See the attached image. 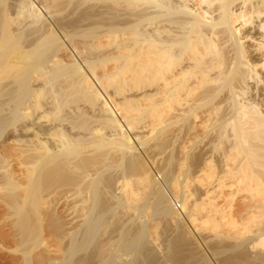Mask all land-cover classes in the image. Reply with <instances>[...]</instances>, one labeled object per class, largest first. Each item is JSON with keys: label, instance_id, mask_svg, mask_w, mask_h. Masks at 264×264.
I'll list each match as a JSON object with an SVG mask.
<instances>
[{"label": "bare ground", "instance_id": "bare-ground-1", "mask_svg": "<svg viewBox=\"0 0 264 264\" xmlns=\"http://www.w3.org/2000/svg\"><path fill=\"white\" fill-rule=\"evenodd\" d=\"M33 2L17 0L10 6L0 0V136L11 127L15 140L37 141L34 150L39 155L27 156L41 167L24 200H12L18 226L30 230L40 197L37 189L52 182L70 184L74 192L68 191L65 199L85 193L72 205L85 212V227L71 230L61 248L65 259L70 248L80 254L60 264L199 263L203 259H197L200 255L195 256L186 238L183 218L175 219L176 235L159 255L144 221L137 217L124 228L114 206L123 204L120 195L132 187L126 175L144 180L149 171L138 151L146 139L135 132L143 116L151 118L154 149L168 142V129L202 130L192 136L216 145V189L236 186L237 191L264 195V0H41L38 7ZM108 63L112 65L105 70ZM106 142L121 151L122 181L111 169L107 172L108 153L99 152ZM185 154L194 164L214 157ZM171 173L166 170L160 182L152 170L149 193L155 199L146 197L133 208L149 207L162 214L187 209L186 196L173 201L164 188ZM224 177L234 181L224 184ZM128 191L132 199L138 198V190ZM128 195L124 201L131 207ZM256 203L255 209L259 204L264 208L262 199ZM193 213L186 219L195 223ZM221 214L216 223H236ZM111 222L116 226L109 238L116 232L120 240L114 249L99 240L101 227ZM251 237L249 248L251 244L262 250L264 227ZM246 241L220 247L223 263L238 260ZM254 254L258 259L261 253ZM26 264H34L32 257Z\"/></svg>", "mask_w": 264, "mask_h": 264}, {"label": "rangeland", "instance_id": "rangeland-1", "mask_svg": "<svg viewBox=\"0 0 264 264\" xmlns=\"http://www.w3.org/2000/svg\"><path fill=\"white\" fill-rule=\"evenodd\" d=\"M16 1L17 0H6L7 4L10 6ZM59 1L65 2L66 0ZM33 3H36L34 5L35 7L41 6V0H34ZM10 6L8 12L12 13L13 9ZM13 27H15V24H13ZM17 27H22V25H19ZM59 52L61 53H59L60 55H63L62 53H64L65 50L61 48ZM109 64L112 65L111 63H108L105 66L106 68H103L105 70L110 69ZM98 71H103L102 67H99ZM119 100L120 99H118V101ZM143 117V120L141 119L142 121H140L139 123H143L141 124V127H144L140 128V124L138 123L139 125H136L137 127L135 129V132L138 130V132L136 133H138L140 136L142 135L143 139H146V142L142 146H140L138 151L144 159L146 167H148L149 171L145 174L144 180H140L139 175L137 177L136 174V177H133V173L126 175L125 179L130 180V183L132 185V187H128V190L133 188V191L136 192L138 190L137 193H139L137 198L138 200L135 199L136 197H133V199H135L133 200L132 196L128 195L130 194L128 190L127 193L122 191L125 196L128 195V197H131V207L129 203H126L124 201L125 196L122 192H120V183H117V187L115 186L116 193L120 192L119 195L122 193L120 197L124 198V202H121L123 203L122 205L120 204L114 206V213H118L117 216L120 214L119 216L123 219V227H129L132 224L133 220L139 217L137 219L142 222L144 221V223L146 224L148 235L150 236V244L153 245L154 248L158 247V251L156 250V253L158 254L159 252V255H162L163 253H165L164 251L168 242L174 238V235H176L177 228L175 219L178 217L183 218L185 222L183 224H185L184 226H186V238L190 241L193 250H195V256L198 257L197 255H200L197 259H203L202 261L200 259L199 263L197 261V264H221V262L222 264H225L223 263L221 258L222 254L224 253H220L223 251L222 249L225 250L226 247L236 243L235 241H246L245 239H247V241L245 242L246 244H244V249L242 250V252L244 251L242 253V255L244 256L241 255L240 258H238V260H234V263L232 264H255L257 262V264H264V246L262 247V250L258 249L261 254L257 250L252 249L251 244L249 248V238L259 233L260 229L264 227V208H259L261 206L258 203L261 199L262 202L264 201V195L256 194L255 192L251 194L245 191H237L236 186H233L232 188L216 189V145L213 143H208L207 146V143L205 141L201 142L198 140V138L194 139V136H192L193 134L199 133L201 135L203 133L202 130H197L196 132H184L168 129L164 134L166 138L168 137V142L162 149L159 150L155 148V150L153 147V135L155 134V131L151 127L152 125H150L151 118L149 116H145L144 118ZM10 128L11 127L7 128L0 136V264H26V259H31V257L34 264H49V262L51 261H53L54 264H60L66 261H72L77 255L80 254L81 251L75 252V249L70 248V252L72 253L65 259L64 256L66 255L61 248L65 244H67L68 234L71 230L78 229L79 231H81L85 227V224H81V222L83 221V217L81 216L85 212L72 207L74 202H78L83 199L85 193L73 194L70 198L65 199L63 196L68 191L74 192L73 185L59 184L55 182L46 184L44 188L37 189L38 195L40 197L36 210L37 213H34V215L36 216H34L35 220L30 223L29 226L30 230L26 232L28 229L23 230L22 228H20L17 223L18 216L15 214L14 209L11 205L12 200L13 198H17L19 202L24 200L26 190L30 189L35 183L36 179H38L41 167L40 163L34 164L30 162L33 157L30 158L27 156L28 154H33L35 157L39 155L38 151L34 150L36 148L35 144L37 143V141L30 142L26 140V137H22V140L25 141H17L15 140V136L12 135L15 133L13 132L12 128ZM27 133L29 132H26V134ZM27 137L31 138V136ZM195 140H197L198 143L195 142ZM103 145L104 146L99 152L104 153V151H106L105 153H108L106 155V166L108 164L111 166L108 165L109 167L107 166V170L111 169L114 172L113 174L118 177L121 176L119 177V179H121V166L119 164V161L121 160V151L114 145H112V143L106 142V145L105 143ZM99 152L97 151L95 153ZM192 152L196 154L199 153L201 155L204 152L203 155L206 154L204 155V157H206L207 155L211 156L212 153L211 157H213V155L214 157L211 161H209V158H207V160L206 158H202L199 161L200 164H194L191 162L190 157L187 158L185 154ZM118 153L120 156L118 155ZM171 155L174 158L176 156V158L174 159L175 161H170L168 157ZM109 162H111V164ZM252 164L254 163L252 162ZM190 165L191 167H189ZM202 167L203 170L206 171L207 168H211V172H202ZM199 168H201V170L198 171ZM109 170L107 172H109ZM111 170L110 172L112 173ZM152 170L153 174L155 173L154 176H156V180L160 179V182H162L161 176L166 170L172 172L170 175L171 181L169 180L170 178L168 179L167 183H164L163 181L164 188L166 191H168V193H170V195H172L173 201L177 202V198L186 196V208L188 210L185 208H178V214H168L167 212L166 214H162L158 211H152L149 207H147L146 209L137 207L133 208L134 206L144 204L147 199L146 197H148V201L155 199V196L149 193V178L151 176L150 172H152ZM198 176L202 178V182L196 181V178ZM232 179L224 177L222 180L224 184H230L234 181ZM8 181H11V183ZM7 183L10 185L8 186ZM182 185H184L183 188ZM148 193L150 194L149 196H147ZM257 198L259 199V201H257ZM251 202L254 206H252L253 209L251 206L248 207ZM255 203L256 205L259 204V207H256L257 209H255ZM262 204L263 203H261V205ZM124 205H126V207H124ZM25 206L27 207V203L24 204V207ZM195 208L197 209L196 212ZM248 208H250L252 211H250V209ZM95 210L91 213V216L96 213ZM191 212L197 217V221L195 223L187 220L188 215L192 214ZM253 212L255 214H252ZM219 214H225V216H228L230 220L234 219L236 223H216L217 216L220 217ZM250 215H256L257 217L255 216L256 219L253 220L252 218H250ZM206 218L207 220L210 219L209 222H211V224L208 222L209 225H201V221L206 220ZM56 221H58V223ZM111 221L113 222V220ZM112 222L104 227H101L99 240L101 238L102 241H105L106 246L109 243L112 244L111 248L114 249L120 243V240L116 236V232L111 234L113 235L112 239L109 238L110 232H112V230L116 226V224ZM57 224H60L61 227L57 226ZM32 226H34L35 228ZM30 231H33L34 233H30ZM262 231L263 230H261V232ZM76 236L77 239L80 237L79 232ZM77 239L71 247L74 248L76 246ZM217 250H219L220 252ZM254 253L260 254L259 256H256V258L258 257V259H253V256L255 255ZM205 255L206 258H204ZM239 261L242 263H240ZM164 264L176 263L168 261V263L166 262Z\"/></svg>", "mask_w": 264, "mask_h": 264}]
</instances>
